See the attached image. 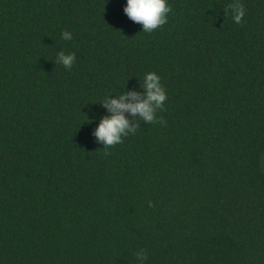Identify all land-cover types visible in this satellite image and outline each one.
I'll list each match as a JSON object with an SVG mask.
<instances>
[{"label": "trees", "instance_id": "16d2710c", "mask_svg": "<svg viewBox=\"0 0 264 264\" xmlns=\"http://www.w3.org/2000/svg\"><path fill=\"white\" fill-rule=\"evenodd\" d=\"M125 2L0 0V264H264V0H167L152 32ZM149 71L163 110L104 148L100 102Z\"/></svg>", "mask_w": 264, "mask_h": 264}, {"label": "clouds", "instance_id": "9594fccd", "mask_svg": "<svg viewBox=\"0 0 264 264\" xmlns=\"http://www.w3.org/2000/svg\"><path fill=\"white\" fill-rule=\"evenodd\" d=\"M171 11L167 0H126L123 5V13L131 21L141 25L144 32H152L167 21V14ZM243 15L242 6L239 7V14L235 16L238 23ZM61 37L64 40H71L70 31H62ZM76 56L73 52L60 50L56 53V63L62 64L64 68L71 69ZM140 91H123L118 95H105L100 102L106 110L102 115L91 135L102 144L104 148L122 142V138L130 133L134 134L138 127L137 118L145 123L154 122L157 119V110H163V102L167 94L160 83V76L154 72H146L140 82ZM129 117L135 118L134 121ZM95 119V118H93ZM151 207V202H149ZM137 264H144L147 260L145 250L136 251Z\"/></svg>", "mask_w": 264, "mask_h": 264}]
</instances>
